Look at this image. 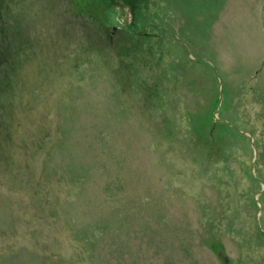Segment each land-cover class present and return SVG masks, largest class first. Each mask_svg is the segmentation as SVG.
<instances>
[{
    "label": "rangeland",
    "instance_id": "1",
    "mask_svg": "<svg viewBox=\"0 0 264 264\" xmlns=\"http://www.w3.org/2000/svg\"><path fill=\"white\" fill-rule=\"evenodd\" d=\"M0 264H264V0H0Z\"/></svg>",
    "mask_w": 264,
    "mask_h": 264
},
{
    "label": "trees",
    "instance_id": "2",
    "mask_svg": "<svg viewBox=\"0 0 264 264\" xmlns=\"http://www.w3.org/2000/svg\"><path fill=\"white\" fill-rule=\"evenodd\" d=\"M129 7H130L131 9H133V8H134V7H133V5H132V3H131V4L129 3Z\"/></svg>",
    "mask_w": 264,
    "mask_h": 264
}]
</instances>
